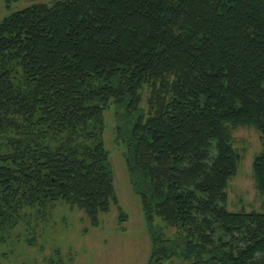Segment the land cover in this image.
<instances>
[{
	"label": "trees",
	"instance_id": "trees-1",
	"mask_svg": "<svg viewBox=\"0 0 264 264\" xmlns=\"http://www.w3.org/2000/svg\"><path fill=\"white\" fill-rule=\"evenodd\" d=\"M113 107L148 264H264V212L230 211L227 192L229 128L254 126L264 196V0H53L4 18L0 245L28 208L63 202L96 226L118 203Z\"/></svg>",
	"mask_w": 264,
	"mask_h": 264
},
{
	"label": "rangeland",
	"instance_id": "rangeland-1",
	"mask_svg": "<svg viewBox=\"0 0 264 264\" xmlns=\"http://www.w3.org/2000/svg\"><path fill=\"white\" fill-rule=\"evenodd\" d=\"M52 1L21 0L7 5L6 0H0V22L35 3ZM148 94L145 91V97ZM117 112L113 107L105 114L104 141L110 154L118 203L109 213L100 215L96 226L84 210L63 202L49 209L46 218L38 216L37 208L26 209L22 220L0 245V264H148L152 242L141 200L130 182L124 146L117 139ZM229 129L241 160L227 189L228 209L264 212V196L253 168L255 157L263 149L260 133L254 126Z\"/></svg>",
	"mask_w": 264,
	"mask_h": 264
}]
</instances>
